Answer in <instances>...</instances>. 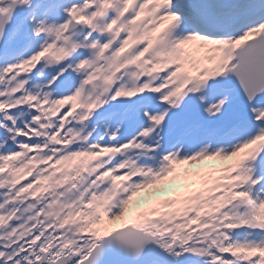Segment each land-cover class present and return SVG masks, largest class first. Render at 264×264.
Instances as JSON below:
<instances>
[{"label":"snow or ice","instance_id":"1","mask_svg":"<svg viewBox=\"0 0 264 264\" xmlns=\"http://www.w3.org/2000/svg\"><path fill=\"white\" fill-rule=\"evenodd\" d=\"M116 261L264 264V0H0V264Z\"/></svg>","mask_w":264,"mask_h":264},{"label":"bare ground","instance_id":"2","mask_svg":"<svg viewBox=\"0 0 264 264\" xmlns=\"http://www.w3.org/2000/svg\"><path fill=\"white\" fill-rule=\"evenodd\" d=\"M217 163L227 164L228 162H217ZM184 167H189V166H184ZM147 193L151 194L152 190H146L142 192L137 199H140L143 202L147 198ZM156 195H162V194L157 193Z\"/></svg>","mask_w":264,"mask_h":264},{"label":"rangeland","instance_id":"3","mask_svg":"<svg viewBox=\"0 0 264 264\" xmlns=\"http://www.w3.org/2000/svg\"><path fill=\"white\" fill-rule=\"evenodd\" d=\"M157 193L152 192L151 194L147 193V197H149L150 195H156Z\"/></svg>","mask_w":264,"mask_h":264},{"label":"water","instance_id":"4","mask_svg":"<svg viewBox=\"0 0 264 264\" xmlns=\"http://www.w3.org/2000/svg\"><path fill=\"white\" fill-rule=\"evenodd\" d=\"M116 264H123V262H121V261H116Z\"/></svg>","mask_w":264,"mask_h":264}]
</instances>
